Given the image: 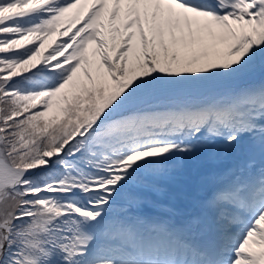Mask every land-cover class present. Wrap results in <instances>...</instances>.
Here are the masks:
<instances>
[{"label": "snow or ice", "instance_id": "1", "mask_svg": "<svg viewBox=\"0 0 264 264\" xmlns=\"http://www.w3.org/2000/svg\"><path fill=\"white\" fill-rule=\"evenodd\" d=\"M0 264H264V0H0Z\"/></svg>", "mask_w": 264, "mask_h": 264}, {"label": "bare ground", "instance_id": "2", "mask_svg": "<svg viewBox=\"0 0 264 264\" xmlns=\"http://www.w3.org/2000/svg\"><path fill=\"white\" fill-rule=\"evenodd\" d=\"M55 38H56V37H54L53 40H56ZM51 43H52V41H49V44H51ZM46 48H47V45H46ZM230 164H231V160H226V161L223 163L222 166H230Z\"/></svg>", "mask_w": 264, "mask_h": 264}]
</instances>
